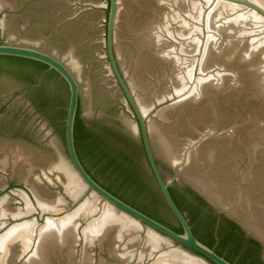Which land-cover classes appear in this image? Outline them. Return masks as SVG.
<instances>
[{"label":"water","instance_id":"water-1","mask_svg":"<svg viewBox=\"0 0 264 264\" xmlns=\"http://www.w3.org/2000/svg\"><path fill=\"white\" fill-rule=\"evenodd\" d=\"M262 21L264 0H0V262Z\"/></svg>","mask_w":264,"mask_h":264}]
</instances>
